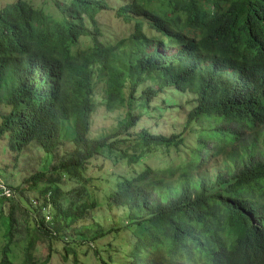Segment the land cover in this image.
<instances>
[{"label":"trees","instance_id":"obj_1","mask_svg":"<svg viewBox=\"0 0 264 264\" xmlns=\"http://www.w3.org/2000/svg\"><path fill=\"white\" fill-rule=\"evenodd\" d=\"M116 1L16 0L0 16L9 72L21 50L48 70L32 90L0 80V151L21 176L0 188V264H78L83 246L97 264H264V0ZM176 94L195 107L181 132L138 130ZM100 108L114 122L96 129ZM22 150L38 158L24 172ZM220 156L242 165L204 188Z\"/></svg>","mask_w":264,"mask_h":264},{"label":"rangeland","instance_id":"obj_2","mask_svg":"<svg viewBox=\"0 0 264 264\" xmlns=\"http://www.w3.org/2000/svg\"><path fill=\"white\" fill-rule=\"evenodd\" d=\"M7 1L8 0H0V7L4 5ZM28 1L32 2L33 7L36 9L41 4L44 3L43 0H28ZM109 1L111 4H117L116 0H109ZM13 2L14 0H10V2L8 3L10 5ZM102 22L110 26L115 32L116 36H118L119 32L122 31V26H121L122 23L120 21L115 20L112 14L104 15ZM175 97L178 99L177 101H180L181 107L176 108L174 111H169L163 114L156 113L151 119L142 118L141 122L139 123L138 130L146 127L150 129L151 132L162 133L165 135H170L173 132H180L185 122V112L191 104L189 101L192 99V97L190 95H184L180 98L175 95ZM0 110L5 113L7 112L6 108L2 105H0ZM97 114L103 116L106 115L105 111L102 108H100L97 111ZM104 117L105 118H96L95 122H93L96 129L104 126H110L113 124L114 122L113 115H108ZM21 152L22 154L25 155L20 157L19 169L22 170V172H24L25 169H27L29 165L32 164L33 161L34 163H36L38 161V158H34V156H32V153L29 151L22 150ZM0 163L2 167H4L6 164L8 165L7 166L8 172L6 174L10 175L14 169L12 166V157L10 156V154L9 153L5 154L2 151H0ZM225 163L227 162L222 159H217L216 161H214L212 165H210L207 168V172L211 174L205 176L206 182L222 180L225 176V169H224ZM1 166L0 169L3 171V168ZM33 169L35 170L36 167ZM29 171H31V168H29ZM0 173L2 174L1 171ZM17 178H21V176ZM85 248L86 246H83L80 249H78V264H97L91 252H89V254H85V250H84ZM39 255L44 257L46 256V253L44 250H42L39 253ZM48 264H75V262L73 256L69 257L67 261H64L60 255H57L54 256Z\"/></svg>","mask_w":264,"mask_h":264},{"label":"clouds","instance_id":"obj_3","mask_svg":"<svg viewBox=\"0 0 264 264\" xmlns=\"http://www.w3.org/2000/svg\"><path fill=\"white\" fill-rule=\"evenodd\" d=\"M16 0H14V2L12 4L9 5L8 2H10V0H8L4 5H2L0 7V16L4 15L6 13V11L8 10H11L12 7L15 5ZM24 1H28V0H24ZM44 3L41 4L37 9L33 7L32 5V2L28 1L29 4L35 9V10H45L47 11L48 9V0H43ZM1 26V24H0ZM16 64L14 66H11L10 68L13 70V74L9 72V69L7 68L6 64L4 63V60L2 58H0V80L3 76H8L10 77L12 80H14L18 86H21V87H24L25 89L27 90H32V89H36L40 86V83L47 79L48 78V75H47V67L45 65V62L43 60V56L41 54L40 51H30V50H21L17 53L16 57ZM4 72V74H3ZM151 87L155 90H158V85L151 82V81H148L144 86H140L139 90H138V96L141 95V92L143 90V87ZM158 94L160 93V91L157 92ZM169 94L170 92H166V94ZM184 95H189V94H183V95H179V94H176L177 97H182ZM156 98V102H161V105L167 109H165L164 111H174L176 108H179L181 107L180 105V101H177L178 99L174 96V100H173V103L170 104L166 101H164L159 95H156L154 98H152L151 100L155 99ZM151 100H150V106L148 108V112H151L150 114L148 115H143L142 118L144 119H147L146 116H154L155 113L154 112H160L158 110H154L155 109V106L152 105L151 103ZM191 104L190 106L187 108L186 112H185V120H186V117H188L189 113L195 108L193 105H194V102L193 100L191 99L189 101ZM0 105L4 106L7 110V112H3L0 110V115L2 114H8L9 111H10V108L5 106L4 104L0 103ZM142 118L140 119V121L142 120ZM0 121H2V118H0ZM139 121V122H140ZM185 124V122H184ZM139 125V124H138ZM183 128V127H182ZM182 130V129H181ZM150 131V129H149ZM181 132V131H180ZM152 133H155V132H152ZM157 133V132H156ZM162 134V133H161ZM172 134V133H171ZM170 134V135H171ZM165 135V134H163ZM170 135H166V136H170ZM257 149H263L264 150V145L263 147H260L258 145ZM31 150L34 151V148H32ZM30 150V151H31ZM209 159V157L205 156V151L202 152V155H201V158H200V162L201 161H204V163ZM215 161L217 159H222L224 161H226L227 163H225L224 165V169H225V176L224 177H228V174H227V171L228 170H234V167H233V164L235 165L236 169L237 168H240L241 165H242V162H241V158H234V159H230V158H225L223 156H220V157H217V158H214ZM153 160H151L152 162ZM157 161H164L163 158H160L158 159ZM233 162V164L231 162ZM214 162V161H213ZM212 162V163H213ZM203 163V164H204ZM211 164H207L203 169H202V172L200 173V175H198L196 178H195V181H199V184L202 185L204 184V188H206L207 184L210 183V182H206L205 180V176H208L209 172H207V168L212 165ZM0 166H1V163H0ZM194 167H198V162L197 163H194L193 165ZM2 167V166H1ZM3 168V171H4V168H8L7 165H5ZM188 170V169H187ZM0 171L2 172V175L0 174V188L4 190V195L5 196H11L12 193H13V189L12 188H9L6 184H5V180L7 179L8 177V174L6 173H3V171L0 169ZM14 176L18 177L17 176V173H16V170L13 169L12 173ZM6 178V179H5ZM188 181H191V179H187ZM8 189H6L5 185ZM2 194L0 193V196Z\"/></svg>","mask_w":264,"mask_h":264}]
</instances>
